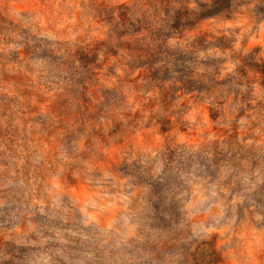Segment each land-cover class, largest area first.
<instances>
[{
    "label": "rangeland",
    "instance_id": "obj_1",
    "mask_svg": "<svg viewBox=\"0 0 264 264\" xmlns=\"http://www.w3.org/2000/svg\"><path fill=\"white\" fill-rule=\"evenodd\" d=\"M67 2L59 0L61 7ZM80 2L83 7V0ZM129 2L131 6L117 3L109 7L100 0L93 7V18L102 19L117 36H134L148 30L150 23L147 9L141 11L138 5L155 8L160 3L165 16L171 14L175 21L171 28L180 31L216 17L232 24L233 14L253 0H211V6L200 3L201 11L193 19L188 18L187 9L173 11L172 0ZM56 3L0 0V264H244L252 230L264 232V100L249 103L254 99L249 90L240 96L241 106L230 121L228 110L222 109L223 101L216 100L208 110L211 123L207 133L196 131L197 121L189 124L178 116L177 137L165 138L155 155L138 152L131 159V151L123 145L137 136L138 114L125 111L126 99L116 89L90 88L92 70L88 66L95 63V51L90 56L80 51V62L90 74L76 78L75 86L63 91L46 85L52 95L35 91L30 79L20 72L22 55L29 59L47 55L37 51L46 39L32 29L40 31V21L52 16ZM72 11L67 9L69 18ZM60 15L57 10L56 16ZM251 15L257 23L264 19V0H255ZM254 33L255 25L240 40L242 48L251 47L239 71L247 76L244 69H252L251 87L264 90V43ZM211 36L215 33L205 31L197 46L224 51L241 36V27L230 29L228 36L208 40ZM8 45L23 47L18 50ZM173 55L167 62L171 68L166 63L152 71L153 59L141 61L150 70L145 87L155 85L161 90L165 110L178 98L177 93L193 94L194 100L203 101L215 87L231 84L230 76L214 80L223 58L207 56L197 63L191 54ZM198 66L210 72L197 75ZM168 81L173 82L164 89ZM227 91L239 95L238 89L229 87ZM235 101L233 96V104ZM186 110L187 105L181 104L175 112ZM200 119L203 117L198 116ZM241 119L248 123L241 125ZM157 123L161 133L174 127L166 117ZM149 125L150 121L143 127ZM141 139L147 141L148 137ZM185 140L189 144L179 143ZM131 147L129 144L128 149ZM109 148L119 153V163L111 171L126 181L122 190H113L120 191V199L99 206L81 202L84 193L80 200L68 194L41 196L37 180L45 175L46 161L51 165L54 157L59 162L60 154L80 161H104ZM76 167L83 165H70L64 174L73 187L78 186L70 173ZM222 168L227 170L221 184L229 189L228 200L240 196V202L229 205L221 217H203L206 203L199 212L194 208L190 213L185 205L191 193L182 176L214 183ZM220 228L227 231L216 230ZM260 245L255 255L257 261H264V237Z\"/></svg>",
    "mask_w": 264,
    "mask_h": 264
},
{
    "label": "clouds",
    "instance_id": "obj_2",
    "mask_svg": "<svg viewBox=\"0 0 264 264\" xmlns=\"http://www.w3.org/2000/svg\"><path fill=\"white\" fill-rule=\"evenodd\" d=\"M105 2L109 7H115L117 3H128L131 6L129 0H105ZM99 3L100 0H83L82 7L80 0H68L61 7L59 0H57V3L53 4L52 16L46 21H40V31L37 32L36 28L32 29L38 37L46 39L47 43H42L37 51H45L47 55L32 59L22 55L23 64L20 65V72L30 79L35 91L44 95H52L51 92L47 91L46 85L53 87L56 91H63L65 87L75 86L76 78L81 75L87 77L90 74L80 62V51L89 56L95 51V63L88 66L92 70V80L88 82L90 88L105 86L116 89L126 99L125 111L138 114L136 122L140 128L137 136L126 140L123 145L125 149L131 151V159H135L138 152L155 155V151L164 144L165 138L177 137L178 125L176 121L178 116L182 121H187L189 124L197 121L196 131L207 133L211 123L208 110L216 100L223 101L222 109L228 110L229 121L234 118L236 110L241 106L240 96L249 90H251V96L254 97L248 101L249 103L255 105L257 100H264V90H253L250 84V78L255 72L245 68L247 76H244L239 71L243 67L242 58L246 56L245 53L251 47L242 48L240 40L253 29V25H255L254 34L259 35L260 42L264 43V19L257 23L251 15L255 0L253 3L242 6L238 12L233 14L232 24H225L224 19L216 17L197 23L191 28H183L180 31L171 28V24L175 21L170 18L171 14L165 16L162 4L156 3L155 8L141 4L138 7L141 11L147 9L150 23L147 26L148 30L142 29L134 36H117L115 32H110V26L102 19L93 18L95 16L93 7ZM200 3L211 6V0H172L170 7L173 11L175 9H187L190 14L188 18L193 19L201 11ZM67 9H73L70 18ZM57 10L61 12L59 17L56 16ZM47 15L45 13L46 17ZM137 15L139 16L140 13L137 12ZM236 27H241V36L236 37L235 44H232L230 49L220 51L218 48H209L205 51L196 44L198 38L205 31L215 33V36L207 37L208 40H211L222 34L228 36L229 30ZM231 35L235 36L236 34L232 31ZM28 43L29 47L33 44L32 41ZM7 47H17L19 50L23 45H8ZM173 54H191L197 63L207 56L223 58L225 62L220 65L219 73L214 76V80L220 81L230 76L232 78L231 84L215 87L212 94L206 96L203 101L194 100L193 94L182 95L177 93L178 98L165 110L161 103V90L157 89L155 85H152L150 89L145 87L149 83L146 77H148L150 70L148 65L142 64L141 61L153 59L155 62L151 70L154 71L171 61L174 58ZM167 66L172 67L171 63H167ZM9 67L12 68L13 66ZM205 72H210V69L203 66L196 68L197 75ZM172 82L168 81L164 85V89H167L168 84ZM229 87L234 90L238 89L239 95L236 91H227ZM221 93L223 94L221 95ZM233 96H236L235 104H233ZM181 104H186L187 110L183 113L175 112V109L180 108ZM217 107L220 106L217 105ZM198 116H202L203 119L197 120ZM165 117L171 121L174 127L170 131L161 133V124L157 121ZM149 121V127L144 128L143 126ZM239 123L243 125L248 121L241 119ZM142 136L148 137V140L141 139ZM200 139L210 140L208 136L206 138L201 136ZM179 143L189 144L187 140ZM82 144L81 141V146ZM129 144L132 145L131 149H128ZM118 155V150L109 148L105 150L106 160L98 162L74 160L63 154H60L59 162H57L52 157L51 165H48L47 161L45 162V175L42 179L37 180V184L41 186V196L55 198L60 194H68L80 200L81 193H84L81 202L96 203L99 206H106L109 200L120 199V191L113 192V190H122L126 181L119 179L111 171L112 166L119 163ZM73 164L83 165V167H76L70 173L78 187L71 186L67 176L64 175L68 172L69 166ZM97 171L100 175L93 176L92 173ZM226 172L227 170L222 168L220 178L214 183L207 184L203 180H197L196 177L184 178L182 176V179H185L189 185L191 193V199L185 205L190 213L194 208L199 212L200 207L206 203L207 207L202 212L203 217L206 218L211 215L221 217L229 205L234 206L240 202V196H234L230 201L228 200L229 189L221 184V181L225 179ZM110 193L113 194L110 196ZM256 219H260V217L257 216ZM212 230L209 229V231ZM216 230L227 231L226 228ZM251 235L253 240L245 245L247 259L244 264H264V261H257L255 255V252L261 248L260 240L264 237V232L256 233L252 230ZM253 244L256 245L255 248H253Z\"/></svg>",
    "mask_w": 264,
    "mask_h": 264
}]
</instances>
